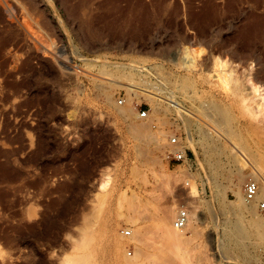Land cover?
<instances>
[{"label":"rangeland","instance_id":"rangeland-1","mask_svg":"<svg viewBox=\"0 0 264 264\" xmlns=\"http://www.w3.org/2000/svg\"><path fill=\"white\" fill-rule=\"evenodd\" d=\"M252 14L0 0V264H264V52L232 41Z\"/></svg>","mask_w":264,"mask_h":264},{"label":"bare ground","instance_id":"bare-ground-1","mask_svg":"<svg viewBox=\"0 0 264 264\" xmlns=\"http://www.w3.org/2000/svg\"><path fill=\"white\" fill-rule=\"evenodd\" d=\"M238 34L239 35L235 39H232V41L233 40L239 41L242 39H247V40H244L238 48V49H240V53L242 54V56H245V57L248 56V54L250 53V50L252 48V44L256 41L262 47L263 52H264V16L259 15V14H257V15L252 14L250 22ZM237 51H238L237 49L236 50L232 49V53H234V52L236 53ZM255 91H257L256 88H255ZM173 213H174V207L168 209V211L166 212V215H165L166 218L163 219L162 221H160L158 226L166 234L168 239L169 238L180 239L183 236V233L178 232L177 229L174 230V227L172 228L169 225L170 223H168V220L171 219ZM189 223H190V220L188 218L186 226H188ZM140 242L142 243L141 240H140Z\"/></svg>","mask_w":264,"mask_h":264},{"label":"built area","instance_id":"built-area-1","mask_svg":"<svg viewBox=\"0 0 264 264\" xmlns=\"http://www.w3.org/2000/svg\"><path fill=\"white\" fill-rule=\"evenodd\" d=\"M140 117H145L146 112L141 111ZM170 144L175 147H179L180 143L177 137H172L170 139ZM171 160L175 162L183 161L186 158V153L182 151L181 149H176V151L171 152L168 154ZM244 196L245 201L248 203H252L255 201L259 194V186L256 181H248L244 186ZM260 210H264V201H262L259 205ZM188 221V213L184 209H180L177 213L176 219L173 223V226L175 229L181 230L185 228ZM128 234V233H127Z\"/></svg>","mask_w":264,"mask_h":264}]
</instances>
